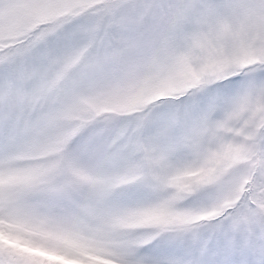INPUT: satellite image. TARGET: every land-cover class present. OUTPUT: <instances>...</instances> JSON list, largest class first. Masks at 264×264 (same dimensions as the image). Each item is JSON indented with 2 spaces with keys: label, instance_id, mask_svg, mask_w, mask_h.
<instances>
[{
  "label": "snow or ice",
  "instance_id": "obj_1",
  "mask_svg": "<svg viewBox=\"0 0 264 264\" xmlns=\"http://www.w3.org/2000/svg\"><path fill=\"white\" fill-rule=\"evenodd\" d=\"M0 264H264V0H0Z\"/></svg>",
  "mask_w": 264,
  "mask_h": 264
}]
</instances>
